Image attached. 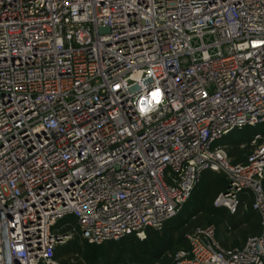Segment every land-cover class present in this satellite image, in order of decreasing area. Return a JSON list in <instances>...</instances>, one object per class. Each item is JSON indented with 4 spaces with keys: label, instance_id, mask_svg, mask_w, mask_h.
<instances>
[{
    "label": "built area",
    "instance_id": "built-area-1",
    "mask_svg": "<svg viewBox=\"0 0 264 264\" xmlns=\"http://www.w3.org/2000/svg\"><path fill=\"white\" fill-rule=\"evenodd\" d=\"M261 125L264 0H0V264L3 225L11 264L143 239L207 172L259 232L223 248L196 228L172 264H264V142L236 163L220 143Z\"/></svg>",
    "mask_w": 264,
    "mask_h": 264
},
{
    "label": "trees",
    "instance_id": "trees-1",
    "mask_svg": "<svg viewBox=\"0 0 264 264\" xmlns=\"http://www.w3.org/2000/svg\"><path fill=\"white\" fill-rule=\"evenodd\" d=\"M244 129H249V133H248L247 137H245V135L242 134V130H244ZM242 130H239L238 139H234L231 135V136L226 137L223 141L220 142L222 145L226 146L228 156L232 159V162H234V163L243 162V161H240L238 159L234 160V158H232V157L238 158V153L240 151L239 150L240 149L239 144L243 143V142L244 143L248 142V139L252 133L259 132L261 134V138H260L261 142L264 140V125L257 126L255 128L246 127V128H243ZM260 140H259V142H260ZM247 156H246V158H247ZM246 158L244 159V161L246 160ZM226 188H227V179L223 173L207 172L202 176L201 181L194 188V190L192 191V193H191V195L187 201H189L191 199L193 200L192 197H193V195L196 194V196L194 197L193 205L197 210H199L201 213L208 214L212 217L213 216H223V217L228 216L225 218L230 223V227L232 229H235L239 223H241V222L244 223L247 221L246 219H242L244 216H247V217L256 216L258 224H255L253 226V229H252L253 233L250 236L257 234L259 232V228H260L259 217L253 211L249 210V211L243 212L245 214H243L242 216L240 215L241 212L236 214V215H230L226 209L217 208L213 205L215 198L221 192H223ZM262 188L264 190V180L262 182ZM250 202H248V205L250 204ZM187 215H189V214L186 212L182 213V214L178 213L175 217H173L172 219L167 221L165 223V225L163 226V228L160 230H154L151 228L146 229L145 238H143V239H139L135 235H133V236L128 235V236H125V237H123L119 240H116V241H108V242L102 243L100 245H95V244H89L86 240L80 238L79 236H75L73 239L69 240L65 245L58 246L56 248L55 257L57 259V255L59 253H63L64 255H69V256H72V255H76V256L82 255L83 256L85 253V249L88 247V245L90 247H96V248L104 249L105 252H108L110 254V253H114L116 250L114 244H116L117 242H120V241L122 242V244L120 246H122V248L125 251H128V253H131L133 251V248H136V249L140 248L139 250H142V248L140 246L141 242H148V244L146 246V251L148 254H150L151 259L149 260V262H146L145 264H152L153 261L159 259L161 257V255L167 251L173 252L174 253L173 257H174V255L176 254V252L178 250L187 248L186 235L189 232L195 230L196 228L209 226V225L194 226L195 225L194 222L187 223V217H186ZM228 218H230V219H228ZM162 230H166L169 233H171V235H173L172 237L174 239L171 240V238L170 239L169 238H167V239L160 238L156 234V232H160ZM166 241L168 243L170 242L168 246H166L167 244H164ZM219 243L222 246L221 242H219ZM177 245L180 248H178L176 250ZM240 245H242V244H240ZM240 245H237V246H240ZM172 262H173V258L171 260L166 258L165 261L162 262V264H172Z\"/></svg>",
    "mask_w": 264,
    "mask_h": 264
},
{
    "label": "rangeland",
    "instance_id": "rangeland-1",
    "mask_svg": "<svg viewBox=\"0 0 264 264\" xmlns=\"http://www.w3.org/2000/svg\"><path fill=\"white\" fill-rule=\"evenodd\" d=\"M211 40L212 37L210 36L204 37V42L206 44L210 43ZM192 44H194V46H198L200 44V41L193 40ZM248 133H249V129L242 130V134L245 135V137H247ZM231 135L234 139H238L239 130H234L229 136ZM262 142H264V140ZM239 148L240 151L238 153V158L236 157H232V158H234V160L238 159L240 161H244L246 156L251 152L252 147L247 145L244 147L239 146ZM195 196L196 194L193 195L192 197L193 200L191 199L184 204V206L182 207L179 213L180 214L185 212L188 213L189 215L186 216L187 223L194 222L195 223L194 226H206V225L214 226L216 239L221 242L223 248H230L233 246L243 244L245 240L253 233L252 232L253 226L255 224H258L256 216H252V217L244 216L242 219H246L247 221L244 223L243 222L239 223L235 229H232L230 227V223L225 218L228 216L212 217L208 214L201 213L199 210H197L193 205ZM156 234L160 238H165V239L171 238V240L174 239L172 237L173 235H171V233H169L166 230L156 232ZM169 243L166 241L164 244H167L166 246H168ZM121 244H122L121 241L114 244L116 248L114 253L109 254L108 252H105L104 249L90 247L88 245V247L85 249V253L83 256L82 255L69 256V255H64L63 253H59L57 255V260L60 264H145L146 262H149V260L151 259L150 254H148L146 251V246L148 242H141L140 246L142 250H139L140 248L139 249L133 248V251L131 253L125 251L122 248V246H120ZM178 248L180 247L177 245L176 250ZM173 254H174L173 252H169V251L164 252L161 255V257L153 261L152 264H162V262H164L166 258L171 260L173 258Z\"/></svg>",
    "mask_w": 264,
    "mask_h": 264
},
{
    "label": "water",
    "instance_id": "water-1",
    "mask_svg": "<svg viewBox=\"0 0 264 264\" xmlns=\"http://www.w3.org/2000/svg\"><path fill=\"white\" fill-rule=\"evenodd\" d=\"M226 191H227V188L223 191V193H225ZM2 238H3V248H4L6 264H11L10 249H9V245H8L5 225H3V227H2Z\"/></svg>",
    "mask_w": 264,
    "mask_h": 264
},
{
    "label": "crops",
    "instance_id": "crops-1",
    "mask_svg": "<svg viewBox=\"0 0 264 264\" xmlns=\"http://www.w3.org/2000/svg\"><path fill=\"white\" fill-rule=\"evenodd\" d=\"M243 212H245V211H243ZM243 212L240 213L241 216H242L243 214H245V213H243ZM219 242H220V241H219Z\"/></svg>",
    "mask_w": 264,
    "mask_h": 264
}]
</instances>
